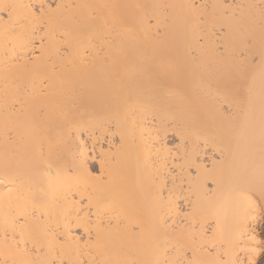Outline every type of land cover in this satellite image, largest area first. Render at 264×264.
Instances as JSON below:
<instances>
[{"label": "bare ground", "instance_id": "obj_1", "mask_svg": "<svg viewBox=\"0 0 264 264\" xmlns=\"http://www.w3.org/2000/svg\"><path fill=\"white\" fill-rule=\"evenodd\" d=\"M2 4L19 6L23 26L0 23V262H56L47 246L39 257L16 250L14 219L56 249L51 233L67 218L83 236L74 214L87 212L100 225L93 252L110 264L178 259L165 250L181 230L194 232L192 247L222 237L221 250L231 242L234 259L256 264L236 245L249 225L260 241L249 213L264 203V0ZM29 4L65 7L37 22ZM57 137L62 161L49 155ZM75 137L91 175L77 167Z\"/></svg>", "mask_w": 264, "mask_h": 264}, {"label": "snow or ice", "instance_id": "obj_2", "mask_svg": "<svg viewBox=\"0 0 264 264\" xmlns=\"http://www.w3.org/2000/svg\"><path fill=\"white\" fill-rule=\"evenodd\" d=\"M19 7L18 5H9L2 4L0 5V23H3L6 29H15L16 27H21L22 22L19 17L15 14V9ZM29 10V16L25 19L28 21L35 20L37 22L41 21V19L48 13L59 10L64 5H53L41 4L39 7L34 5H25ZM67 7H79L75 5H70ZM5 14H7V19H5ZM51 19V17H49ZM49 21H44V23L40 24V30L43 31L45 27H47ZM41 45H43V38H41ZM39 59V58H37ZM243 73V70H239ZM75 139L79 140V137H75ZM95 146L93 145V148ZM68 148V145L62 141L59 137L53 138L49 140L48 150L50 156H55L57 160L62 161L63 154ZM90 149L87 147L83 140H79V143L75 146L74 149V157L77 160L78 169H82L84 172H88V160ZM49 169H51V165H49ZM104 171V164L101 163V172ZM91 175V172H88ZM58 177V174H57ZM5 181L0 179V184H4ZM11 191V189H9ZM264 195V192H262ZM91 198H89L88 207L89 209L92 207ZM97 220H99V208H97ZM257 213H259L261 218H264V204L257 206L255 202H251L250 204V213L249 216L252 220H255L257 217ZM76 228L83 229V236H74L72 233L73 223L70 219H65L64 223V231L61 233H51L53 240L56 245H59V248H53V242L48 241L42 243L39 238L34 234L33 230L30 228L28 224V219L26 216L14 219L11 224V228L13 232H15L16 227L20 228L19 239L14 234L11 239L13 245H15L17 251H21L20 245L23 244L24 247L22 252L25 256H30L35 253L38 257L40 255V250L47 246L49 251L56 252V262L58 264H110L109 261L100 260L96 258L95 253L93 252V247L99 244L100 241V225H93L90 220V214L85 212H75ZM81 219H83V223H81ZM175 224V221L172 222ZM172 224H169L168 220L163 221L162 227L169 228L172 227ZM248 231L242 229L241 235L238 237L241 240L240 244H237L236 247H239L241 251H246L254 254L257 250L264 252V240L257 241L254 235H251V225L248 226ZM176 231L175 228L172 229ZM7 227L5 228L4 242L5 246H7V241L9 239L7 235ZM93 231L96 232L95 238H93ZM247 235L251 244L247 242H243V237ZM177 244L172 247V249L165 250V255H172L177 253L178 251L183 253L180 255L178 259H164L155 261L154 264H242V262L237 258H233L235 255V249L232 247L231 242H229V247L227 249L221 250V246L223 245V238H219V243L217 242V238L213 237L207 244H201L199 248L192 247L191 245L196 243L195 234L192 231L181 230L177 233L175 237ZM191 242V243H185ZM31 243L32 247L29 249L27 245ZM258 246V247H257ZM191 255H188V253ZM204 252L206 256L212 257L211 259L206 258H198V253ZM227 257V258H225ZM54 261L44 260V259H25L22 261L13 260L12 264H56ZM0 264H7V261L0 262ZM243 264H255L254 260L249 259L243 262Z\"/></svg>", "mask_w": 264, "mask_h": 264}, {"label": "rangeland", "instance_id": "obj_3", "mask_svg": "<svg viewBox=\"0 0 264 264\" xmlns=\"http://www.w3.org/2000/svg\"><path fill=\"white\" fill-rule=\"evenodd\" d=\"M261 204H264V203H262L261 199L259 198V205H261ZM250 220H251L250 223L254 224L255 227L253 225L252 226L258 232L260 240H264V218H261L259 213H257L256 219L254 221L252 219H250ZM209 226H211V225H209ZM255 256L257 258L256 259V262H257L256 264H264V252H261V251L257 250L256 253H255Z\"/></svg>", "mask_w": 264, "mask_h": 264}]
</instances>
